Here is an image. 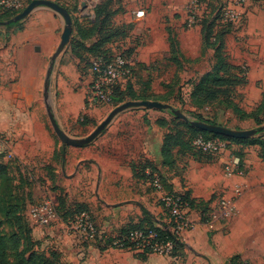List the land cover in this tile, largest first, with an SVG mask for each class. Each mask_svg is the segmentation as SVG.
<instances>
[{
	"label": "rangeland",
	"instance_id": "1",
	"mask_svg": "<svg viewBox=\"0 0 264 264\" xmlns=\"http://www.w3.org/2000/svg\"><path fill=\"white\" fill-rule=\"evenodd\" d=\"M52 1L68 9L72 20L70 40L53 61L51 55L60 40L63 19L48 7L35 8L26 18L7 28L0 26V57L2 50L11 44L10 52L4 53L6 56L3 59L6 62L14 58L13 47L16 42H12V33H26L29 38L37 35L38 49L32 50L31 54L37 58L36 65L39 67L34 101L29 106L24 105L29 117L23 118L14 127L18 130L16 133H23L22 139L28 142L21 141L17 149L20 156L8 154L12 160L0 170V235L5 245L6 264H26L23 252L30 246L26 241L30 225L32 237L39 249H44V255L55 253L62 264H86V253H83L84 249L81 252V248L88 244V239L71 228L73 217L70 222L65 221V218H57L47 225H35L28 215L33 206L47 200L53 201L58 203L57 210L62 213V217L67 209L81 206L88 210L98 231L104 227L109 214L94 196L96 194L99 200L106 202L127 199L123 188L109 187L110 183L119 179L122 183L131 182L133 186L139 184L140 190L145 191L143 204L150 202V195L153 204L159 208L157 216L169 218L151 185L154 176L159 177L165 192L184 193L186 179L196 181L206 175L209 183H214L213 195L217 198L221 193L230 194V185L218 188L216 184L225 180L224 177L229 179L224 175V165L238 153L243 157L244 173L241 177L229 180L242 185L237 205L238 209L243 206V214L248 217L238 227L245 233L252 227L264 229V152L257 140L259 134H264V0L245 2L241 6L239 20L229 22L220 14L221 17L219 15L213 22L214 30L226 27L223 45L233 68L226 69L225 74L231 80L235 68L241 77L236 80V93L230 96L241 111L248 114L245 117L235 113L231 106L219 99L205 105H191L189 93L200 76L213 65L214 50L204 42L206 31L203 30L202 34V16L194 25L186 24L190 0ZM203 1L204 4L200 2L203 6L201 14L227 5L229 0ZM141 9L144 10V16L136 17L135 12ZM82 33L87 35L82 36ZM106 52L122 53L135 65L130 84L135 94L148 95L149 100L169 103L173 109L188 116L189 120H199L191 115V111L199 118L214 120L216 124L231 129H256L257 133L252 136L256 141L232 143L215 155L202 154L192 145L193 133L182 124L191 126L189 122L178 118L172 111L131 108L119 113L98 136H102L113 125L111 137H104L98 142L102 169L98 171L96 167L81 162L80 167H77L80 157L77 158L72 152L70 154L72 150L69 146L61 144L51 127L47 110L50 109L68 135L84 137L115 106L128 100H138L130 97V89L123 92V100L117 103L92 99L90 66ZM1 58L0 64L5 67ZM3 71L6 72V69L3 68ZM144 82L147 84L144 85ZM147 114L150 115L149 119ZM159 118L166 120L161 126L156 123ZM150 121L153 126H150ZM146 129L153 133L150 144L154 157L156 152L160 154L165 133L170 132L177 137L181 147L173 149L175 167L161 166L160 162L152 165L155 161L153 158L145 161L147 157L140 140ZM6 133L2 135L7 137ZM30 135L36 137L38 149L32 148L33 145L36 147V142L29 143ZM22 147L26 151L21 153ZM60 150H63V154ZM111 150L115 157L109 155ZM129 169L132 171V180L128 178ZM249 182L257 186L245 190ZM113 213L107 218L112 224V233L108 237L118 233L116 231L125 214L121 211ZM61 232L69 235V241L75 242L66 240V247L58 238ZM239 240L242 245L245 240L243 233ZM254 240L255 249H264V235H255ZM129 252L134 256L137 251ZM152 254L155 253L139 260L144 262ZM236 259L238 264L242 263L239 256Z\"/></svg>",
	"mask_w": 264,
	"mask_h": 264
},
{
	"label": "crops",
	"instance_id": "2",
	"mask_svg": "<svg viewBox=\"0 0 264 264\" xmlns=\"http://www.w3.org/2000/svg\"><path fill=\"white\" fill-rule=\"evenodd\" d=\"M37 41V35L30 36L29 38L26 33H12V42H16V46L13 47V50L15 51L14 58L11 61H8V59L6 62L5 59H3L4 56H6L4 53L10 52L11 44L2 50L1 53L2 58H0L5 64V67L3 64H0V153H5L7 157L8 154H13L14 156L19 157L20 154L17 151V149H19L18 145L24 140L28 142L27 139H22L24 136L22 135L23 133H16L18 130L14 129V127L18 125L21 120L23 121V118L29 117V112L24 105L29 106L35 98L34 93L36 91V82L39 77V67L36 65L38 60L34 54H31V51L37 50ZM3 68L6 69V72L3 71ZM143 113L145 114V112ZM146 116L148 119L150 118L149 114ZM150 126H153V122L151 121ZM112 128L113 125L109 127L102 136L93 141L92 144L83 147L69 146L72 150L70 151V154L72 152L77 158L80 157L77 167H80L79 163L81 162L96 167L98 171L102 169L100 146L98 142L104 137H111ZM3 132H7V137L2 135ZM151 132L152 131L149 132L146 129V133L141 137L140 146L144 149L143 153L147 157L144 158L145 161L149 160V158H153L155 161L152 165H156L157 162H160L159 165H161L162 158L160 154L158 155L156 152L155 157L152 155L153 150L150 144V137L153 133ZM30 140V144L36 142V147L33 145L32 148L38 149L39 143L36 137L30 135ZM106 149L110 150L111 148ZM24 151H26V149L23 148L21 153ZM108 153L111 157H115L113 150ZM108 153L106 154L108 155ZM146 166L147 165H144V167ZM187 172L188 170H186V173ZM131 173L132 171L129 169L128 178L130 180H132ZM202 177L203 178L196 181L186 179L187 186L184 189L191 197L209 201L208 212L210 210H216V197L213 195L212 189L214 183H209L206 179V175H203ZM224 179L225 180L219 181V183L216 184L218 188L226 187L228 185L231 186L233 183V181L226 179L225 177ZM119 181L120 180L118 179L115 182L110 183L109 187L117 189L123 188L127 193V199L114 202L108 200V202H106L105 200H99L96 194L94 196L96 202L102 203L104 207L103 210H105V212L108 210L110 216L115 214L113 212H116V214L119 211L125 212L122 221L119 223L120 227L118 231L125 224L135 223L142 218L143 215L140 211V207L142 206L149 210L155 216L157 221L167 222L166 218H160L157 216L159 214V208L153 204L150 195H148L150 202L145 203V205L143 204L145 201L144 197L146 196L143 194L145 191H141L140 187H138L140 186L139 184H134L133 186V183L131 182L122 183ZM254 186L257 185H251V182H249V185L245 187V190H250ZM240 187L242 190V185ZM109 215L104 221V227L99 228V230L97 229L98 231H96L93 237L87 238L88 244L81 248V252L84 249L83 253H86V264H238V259H236V261L234 259L232 260L235 256L241 258L242 263L240 264H264V249H255L256 245L254 240L255 235H264V229H256L252 227V229L248 230L246 233L240 230L238 225H240L245 219H248L247 215L245 213L243 214L242 205L239 209L237 205V213L228 219L212 220L208 218V220L203 221L200 220L199 214L195 213V211L194 214L190 213L194 225L191 229L184 230L179 235L184 244V250L182 251L183 259L180 257L172 258L164 255L152 254L144 262L135 258L133 253L125 249L107 247L100 250L97 247V240L102 237L110 236L112 233V224L110 223V220L107 219L109 218ZM234 219H237V222H234ZM262 220H264V217H262ZM242 233L245 235V240H243V244L241 245L239 242V236ZM68 236L69 235L66 233L61 232L58 237L66 247L67 244L65 242L66 240L69 241ZM69 242L73 243L75 241L70 239Z\"/></svg>",
	"mask_w": 264,
	"mask_h": 264
},
{
	"label": "trees",
	"instance_id": "3",
	"mask_svg": "<svg viewBox=\"0 0 264 264\" xmlns=\"http://www.w3.org/2000/svg\"><path fill=\"white\" fill-rule=\"evenodd\" d=\"M31 0H24V7L27 3H29ZM199 2H202L204 4L203 0H200ZM224 6V5H223ZM220 7H215L210 9L208 13L202 12L200 13L199 16H202L201 22H202V34L203 30L206 31L203 35L204 42L206 43V46L209 48L213 49L214 52L212 54L213 57V65H211V68L209 71L205 72L202 74L197 81L195 85L192 86L191 92L189 93V97L191 99V105L194 107L195 105H205L208 104L210 101L214 99H219L223 103H226L227 105L231 106L232 110L235 113H238L241 117H245L248 114H245L241 111L239 106L237 105L236 101L232 99V93H236L237 90V79L241 78L239 77V74H237V70L234 71L235 74L232 75L231 80H228L227 75L225 74L226 69L233 68V65L230 64L227 60L225 50H224V45H223V39L225 35V28L222 27L220 30H214L213 25L217 19V17L221 14V8ZM203 7V6H202ZM205 7V6H204ZM206 9V7H205ZM207 10V9H206ZM21 10L18 11H0V20L2 19H7L10 18L11 16L15 15ZM68 11V9H67ZM69 12V11H68ZM206 17V18H205ZM221 17V15H220ZM198 17L197 19H199ZM12 23L6 25L5 27H9ZM229 24V23H227ZM86 33H82V36H86ZM115 54H120L121 56L125 57L122 53H104L102 56L98 58H103V59H108L112 57ZM97 58V59H98ZM126 58V57H125ZM139 66V65H138ZM135 70V65L131 67V75L130 77L120 86H117L114 89V94L116 99L113 101L115 103L120 102L123 100L122 94L123 92L127 91L130 89V97L133 99H138V100H149L150 98L148 95H137L135 92L131 90V80L133 78ZM89 75L91 76V73L89 72ZM232 83V84H231ZM144 85L147 84V82L143 83ZM226 90V91H225ZM228 92V95L226 93ZM191 115L193 117H197V119L207 122V123H212L216 124L214 120H204L202 118H199L197 115L193 114L191 112ZM166 122L164 118H159L156 120V123L159 124L160 126L163 125ZM185 125L189 131L192 134V141L193 139L198 136L202 135L205 137H211V138H220L223 139L227 142V147L226 149L230 146V144H245L246 142H251L256 141L254 137H249V138H233V137H227L223 135H218V134H213V133H208L205 131H202L196 127L189 126L186 123H182ZM257 138L259 145L262 147L263 152H264V134L261 133ZM254 138V139H253ZM180 141L175 138L170 132H167L162 136V142H161V150H160V155L162 158L161 165L162 166H167V167H175L176 162L173 156V149L175 148H180L181 145L179 143ZM193 145V143H192ZM193 147L197 149L194 145ZM200 151L202 154L206 155H212L208 153H204L201 150L197 149ZM61 153H63V150H60ZM60 153V154H61ZM236 157L239 158L240 160V165L243 168V157L241 153H238ZM10 157H7L5 153H0V170L4 169L6 165L11 161ZM161 182V180H160ZM162 183V182H161ZM167 192H173L171 190ZM177 193V192H173ZM182 195L183 199L187 202L188 208L191 211H196L199 216L200 220H208L209 218V212H208V205L209 201L203 200L201 198H194L191 197L190 194L185 191L184 193H179ZM162 205V204H161ZM58 203H55V210H56V215L57 218L60 220L69 221L72 219L75 213H79L81 211H88L85 208H81V206H77V208H72V209H67L64 213V217H62V213H60ZM163 208V206H162ZM164 209V208H163ZM165 210V209H164ZM140 211L142 213V218L138 220L135 223H128L125 224L120 228L118 231L117 235L111 236V237H102L101 239L97 240L96 245L97 247L102 250L107 247H112V248H120V249H125L129 251H137L134 252V256L137 259L144 260L146 258L147 254H150L151 251L145 247L142 249H138L135 247L134 244H128L127 243V238L130 236V234L136 230L142 231V232H148V231H153L156 234V239L161 240V241H170L171 242V251H170V256L172 257H180L183 259V253L182 251L184 250V244L181 241L180 237L173 233L171 230L172 228V223L167 219V222H161L157 221L155 219V216L146 208L143 206L140 207ZM166 211V210H165ZM56 218V219H57ZM125 239V240H124ZM26 241L30 245L29 248H26L25 251L23 252V255L25 256L26 264H62V262H59L57 256L55 253H51L49 256L44 255V249H39V245L37 241H35L32 237V226L30 225L28 232H27V237ZM116 241H123L124 246L123 247H118L115 242ZM120 243V242H119ZM4 242L2 241L1 235H0V264H6L7 262V256L5 252V247H4ZM57 254V253H56ZM58 255V254H57ZM54 257L56 260H54ZM59 257V256H58ZM237 258L236 256L232 258L235 259Z\"/></svg>",
	"mask_w": 264,
	"mask_h": 264
},
{
	"label": "built area",
	"instance_id": "4",
	"mask_svg": "<svg viewBox=\"0 0 264 264\" xmlns=\"http://www.w3.org/2000/svg\"><path fill=\"white\" fill-rule=\"evenodd\" d=\"M248 0H229L221 8V15L225 20L233 22L240 19L241 6ZM24 7V0H0V11H18ZM187 10V26L194 25L200 15L201 3L198 0H190ZM136 17H143L144 10H137ZM132 61L115 54L108 59L98 58L91 63L90 66V93L92 99L101 102H113L116 97L114 89L122 85L131 75ZM193 145L204 153L218 154L226 150L227 142L220 138L205 137L202 135L196 136ZM244 168L240 165L238 157H233L224 165V175L232 179L234 177L243 176ZM158 195L159 200L166 210L169 220L172 223L171 230L176 235L184 230L191 229L194 225L187 202L179 193L165 192L159 177L154 176L151 184ZM230 194L221 193L216 198L217 209L212 210L209 218L212 220L228 219L237 213V199L241 193L239 183L231 184ZM28 215L30 220L35 225H47L50 221L57 218L55 203L47 200L29 209ZM71 228L85 238H91L96 233V228L91 216L87 211L75 213L71 222ZM125 240V239H124ZM128 244H134L136 248L143 247L149 249L151 253L170 256L171 242L161 241L156 239V234L153 231L142 232L136 230L127 238ZM120 242V243H119ZM118 247H123V241H116Z\"/></svg>",
	"mask_w": 264,
	"mask_h": 264
},
{
	"label": "water",
	"instance_id": "5",
	"mask_svg": "<svg viewBox=\"0 0 264 264\" xmlns=\"http://www.w3.org/2000/svg\"><path fill=\"white\" fill-rule=\"evenodd\" d=\"M39 6L48 7L50 10L58 14L63 19V28L60 34V40L51 55V61H53L63 50V48L68 44L70 40V35L72 31V20L70 13L67 9L60 4L52 0H31L16 13L11 19L6 21H0V26H6L10 23H15L26 18L35 8ZM36 49H38L36 47ZM131 108H147V109H156L160 111H172L178 118L189 122L191 126L196 127L202 131L223 135L233 138H249L254 136L257 133L256 129H231L225 126L218 124L207 123L200 120H189L188 116L182 113L179 110L172 108L171 104L163 103L155 100H128L117 106H115L106 117L86 136L84 137H73L68 135L55 120L50 109L47 110L48 118L51 124V127L60 140L61 144L72 146V147H83L91 142H93L104 130L105 128L113 121V119L121 112L126 111ZM264 127V126H263Z\"/></svg>",
	"mask_w": 264,
	"mask_h": 264
}]
</instances>
